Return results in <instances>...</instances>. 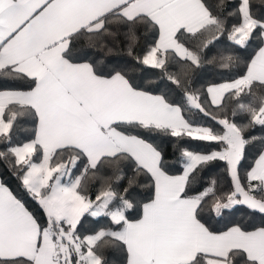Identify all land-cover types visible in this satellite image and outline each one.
Segmentation results:
<instances>
[{
	"label": "snow or ice",
	"instance_id": "obj_1",
	"mask_svg": "<svg viewBox=\"0 0 264 264\" xmlns=\"http://www.w3.org/2000/svg\"><path fill=\"white\" fill-rule=\"evenodd\" d=\"M251 9V0H240L237 12L228 13L238 17L229 28L223 12L214 15L204 0H0V75L27 84V90L0 91V137L10 142L21 116L36 121L34 139L0 157L15 158L21 187L43 214L41 221L0 182V264H108L105 248L122 250L126 264H264V224L249 228L229 220L224 230L214 231L203 215L209 201L220 219L244 210L264 215V135L249 131L259 126L264 132V96L253 94L254 85L264 90V46L238 78L209 84L203 93L184 92L187 110L211 116L222 132L187 119L167 94L136 83L126 65L108 67L78 50L83 39L102 47L124 30L133 56L137 33L151 30L158 38L142 57L133 56L136 64L158 69L180 86L168 71L177 58L199 68L209 46L225 34L237 52L247 49L254 33L264 44V19ZM237 60L229 54L209 62L228 69ZM226 97L232 115L245 116L247 123L229 119ZM155 132L223 147L209 153L183 148L179 174H171L164 153L150 142ZM257 139L261 147L245 183L239 166ZM217 160L227 165L231 190L217 195L215 180L203 190L193 188L195 175ZM78 164L83 168L74 176ZM123 165L134 175L121 194L112 176L116 184L125 179ZM105 167L112 176H99L107 187L93 200L82 181ZM141 174L150 178L152 191L148 202L137 205L129 188ZM137 207L141 214L131 219L127 213ZM86 214L107 217L110 224L82 235L78 226Z\"/></svg>",
	"mask_w": 264,
	"mask_h": 264
},
{
	"label": "trees",
	"instance_id": "obj_2",
	"mask_svg": "<svg viewBox=\"0 0 264 264\" xmlns=\"http://www.w3.org/2000/svg\"><path fill=\"white\" fill-rule=\"evenodd\" d=\"M204 2L209 6L210 10L213 11L214 15L223 12L229 28L232 24L237 23L238 17L236 15L229 16L228 13L237 12L240 0H224L222 7L220 6V0H204ZM251 3L252 15L257 19H264V3H262V0H251ZM205 36L211 39V33H205ZM157 37L158 33L154 35L151 30L145 31L141 28L133 43V56L138 55L142 57ZM199 39L200 38H197V42H199ZM187 46L192 47V41H188ZM260 46L261 42L254 33L253 39L249 43L247 49L237 52L234 46L227 41V34H225L220 37L219 43L213 42L209 46L210 50L205 53L206 59L201 67L189 68L185 62L180 61L178 58L169 66L168 71L181 81L180 86L171 84L170 81L163 77L158 69H150L146 66L137 65L133 56L128 54L129 41L124 30H121L114 40L109 38L105 41V45L102 47H90L87 39H83L78 45V50L86 52L89 61L103 62V64L108 67L126 65L129 69L128 75L133 77L136 83L144 84L153 94H167V98L170 102L181 105L187 119L198 125L212 127L215 131L222 132V126L212 120L211 116H204L202 113L195 110L191 112L187 110L184 101V92L187 90L200 91L203 93L209 84L231 81L243 75L246 72L245 64L250 61L251 57L254 56ZM229 54L238 56V60L228 69L221 68L218 62H209L212 60L213 56L219 57V55ZM185 72H187V76H185ZM3 90H27V84L24 80L0 75V91ZM253 94L259 98L260 96H264V90L254 85ZM201 98L203 99L204 97L202 96ZM250 99L251 97H245V102H248ZM225 104L227 105L225 113L228 115L229 119L237 124L247 123L245 116L241 114H237L236 116L232 115V103L227 97ZM205 106L208 108L209 112L217 116L222 115L220 111L214 109L209 104ZM35 127L36 121L31 116L25 115L19 117L10 130V142L8 139L0 137V152H6L10 147L20 146L34 139ZM249 131L257 138L264 135V132L261 131L259 126H256L254 129H249ZM149 139L150 142L164 153L165 159L170 166L171 174H179L177 169H179L181 165L178 163V160L183 148L209 153L212 151H220L223 147V145L218 142L194 141L186 137L177 139L160 132L152 133ZM260 147L259 139L256 140L254 145L249 144L246 147L245 158L239 166L241 179L245 183L246 173L257 158ZM14 159L15 158L10 154L6 157H0V180L26 203L30 211L40 216L41 221H43L42 210L39 209L38 204L32 200L21 187V182L18 179L19 173L14 167ZM82 168L83 165L78 164L77 169L73 171V175H79ZM122 170L125 179L120 181L119 184L115 183V177L112 176L111 170L107 167L102 169V172L97 175H93V173L90 172L82 181L86 190L85 194L94 200L95 196L102 189L107 187V184L99 179L100 175L112 176L113 186L119 193L123 194V189L129 187L127 177L134 175V173L127 165H123ZM212 180L216 181L215 187L217 195H223L231 190V176L225 162L217 160L204 166L193 178L191 186L195 189L203 190ZM150 185V178L141 174L137 177V182L129 188V199L133 200L137 205L148 202L152 191ZM210 204L211 201H209V205L204 208L203 215L208 218V226L214 231L224 230L229 220L243 222L245 226L249 228L264 224V215L259 213L253 214L247 210L234 213L231 217L226 215L224 219L217 218L215 217V213L211 211ZM140 214L141 210L139 207L129 210L127 213L131 219L139 218ZM97 220H99V223L96 222ZM109 224L110 219L107 217L93 218L86 214L85 217L82 218V227L78 226V229L82 235H89L95 230L109 226ZM103 254L108 264H126V256L122 250L117 248H105Z\"/></svg>",
	"mask_w": 264,
	"mask_h": 264
},
{
	"label": "crops",
	"instance_id": "obj_3",
	"mask_svg": "<svg viewBox=\"0 0 264 264\" xmlns=\"http://www.w3.org/2000/svg\"><path fill=\"white\" fill-rule=\"evenodd\" d=\"M157 38H158V37H157ZM261 46H264V44H261ZM261 46H260V47H261ZM257 51H258V50H257ZM254 55H255V54H254ZM225 82H227V81H225ZM221 83H224V82H221ZM218 84H220V83H218ZM254 162H255V161H254ZM253 165H254V163H253ZM253 165H252V166H253ZM250 169H251V168H250ZM250 169H249V170H250ZM0 182H1V180H0Z\"/></svg>",
	"mask_w": 264,
	"mask_h": 264
},
{
	"label": "rangeland",
	"instance_id": "obj_4",
	"mask_svg": "<svg viewBox=\"0 0 264 264\" xmlns=\"http://www.w3.org/2000/svg\"><path fill=\"white\" fill-rule=\"evenodd\" d=\"M21 146V145H20ZM16 147V146H15ZM36 162H38V161H36Z\"/></svg>",
	"mask_w": 264,
	"mask_h": 264
}]
</instances>
